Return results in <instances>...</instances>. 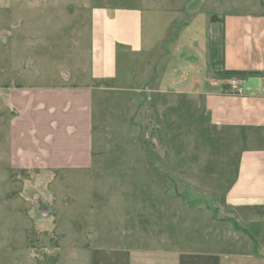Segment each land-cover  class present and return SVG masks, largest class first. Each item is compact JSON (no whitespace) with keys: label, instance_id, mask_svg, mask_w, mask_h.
Masks as SVG:
<instances>
[{"label":"crops","instance_id":"obj_1","mask_svg":"<svg viewBox=\"0 0 264 264\" xmlns=\"http://www.w3.org/2000/svg\"><path fill=\"white\" fill-rule=\"evenodd\" d=\"M107 2L34 15L35 59L47 66V53L57 54L60 78L0 87L2 172L91 170L97 110L112 111L119 132L145 121L147 139L168 164L185 158L193 138L198 156L222 177L227 165L237 170L225 191L211 189L212 208L198 209L208 218L154 224L166 235L157 250L162 262L144 252L137 258L264 264V0ZM233 77L246 82L241 96L229 92Z\"/></svg>","mask_w":264,"mask_h":264},{"label":"rangeland","instance_id":"obj_2","mask_svg":"<svg viewBox=\"0 0 264 264\" xmlns=\"http://www.w3.org/2000/svg\"><path fill=\"white\" fill-rule=\"evenodd\" d=\"M102 1L0 0V87L50 84L60 78L57 61L53 64L57 54L47 53L49 64L40 67L35 59L39 52L30 46L36 13L82 12ZM107 3L129 7L140 0ZM113 116L97 110L94 166L85 172L9 176L2 172L6 144H0V264H146L137 258L142 252L162 262L157 250H164L166 235L154 224L209 217L198 209L212 208L211 189L225 191L237 164L227 165L222 177L217 164L198 156L193 138L181 148L185 158L176 156L168 164L163 148L147 139L145 121L126 123L119 132ZM0 134L4 138L1 128Z\"/></svg>","mask_w":264,"mask_h":264},{"label":"built area","instance_id":"obj_3","mask_svg":"<svg viewBox=\"0 0 264 264\" xmlns=\"http://www.w3.org/2000/svg\"><path fill=\"white\" fill-rule=\"evenodd\" d=\"M246 82L244 80H241L237 77H233L229 81V92L233 95H243L246 90ZM264 92V89H263Z\"/></svg>","mask_w":264,"mask_h":264}]
</instances>
